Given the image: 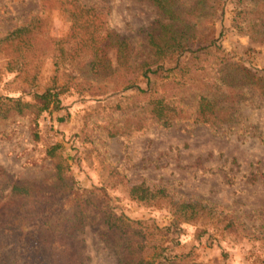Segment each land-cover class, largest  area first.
<instances>
[{
  "label": "rangeland",
  "instance_id": "obj_1",
  "mask_svg": "<svg viewBox=\"0 0 264 264\" xmlns=\"http://www.w3.org/2000/svg\"><path fill=\"white\" fill-rule=\"evenodd\" d=\"M181 1L187 5L192 2ZM235 1L225 0L222 15L217 13L213 24H202L200 29L208 27L216 37L222 28L220 49L259 77L255 70L264 69V19L260 40L250 41L238 34L230 27ZM254 1L246 0L247 6L252 7ZM78 2L97 10L119 39L139 51L160 20L147 0ZM34 15L45 20L50 36L68 34L69 23L59 11H41L37 0H0V37ZM69 46L77 47L75 40L70 39ZM98 57L115 63L116 53L105 46ZM5 59L0 54V96L30 101V95L25 94L28 78L7 71ZM38 63L32 89L36 93L53 75L49 58L41 57ZM57 77L59 82L63 79L60 74ZM71 77L68 90L59 96L58 110L42 113L34 124L27 116L0 120L1 216L8 204L7 182L50 187L54 181L52 163L59 157L80 188L103 189L115 210L129 219L150 220L159 227L169 222L163 206L129 198L127 189L141 182L164 189L174 199L202 203L215 210L212 216H199L180 225L177 253L191 251L194 261L201 264H264V99L244 92L227 105L228 122L217 127L177 122L162 128L144 120L137 130L128 120L147 110L145 95L126 91L94 96L89 94L94 90L81 83L87 76L71 73ZM140 87L144 88L143 84ZM196 95L182 102L190 105ZM51 148L54 158L47 155ZM228 219L232 226L227 225ZM100 232L99 216L87 211L82 231L71 241L55 240L30 251L55 264H71L73 255L77 256L75 264H116L120 240L112 236L104 241Z\"/></svg>",
  "mask_w": 264,
  "mask_h": 264
},
{
  "label": "trees",
  "instance_id": "obj_2",
  "mask_svg": "<svg viewBox=\"0 0 264 264\" xmlns=\"http://www.w3.org/2000/svg\"><path fill=\"white\" fill-rule=\"evenodd\" d=\"M147 1L160 20L139 51L119 39L94 8L78 0H37L41 11L56 10L63 15L69 23L68 34L62 38L50 36L45 20L34 15L0 37L6 70L28 78L25 94L31 98L25 101L20 96H0V120L27 116L34 124L42 113L58 110L59 96L68 90L71 73L87 76L81 78V83L94 90L90 95L126 91L145 95L147 110L128 120L137 130L144 120L162 128L177 122L217 127L228 122L227 105L235 103L244 92L264 99V69L255 70L257 77L226 55L218 44L222 28L216 37L208 27L202 30L204 33L200 29L202 24H213L217 13L222 15L225 0H192L188 5L181 0ZM262 19L264 0H255L252 7L246 0H236L230 27L250 41H258L263 36ZM70 39L77 47L69 46ZM105 46L115 50V63L108 57H98ZM41 57L50 59L53 75L36 93L32 89ZM59 74L63 77L60 82ZM191 94H197L194 103H183ZM53 150L49 149V158H54ZM61 161L58 157L52 163L54 181L50 187L7 182L8 204L4 216L0 215V264H55L45 262L38 254L34 256L30 250L55 240L71 241L75 233L82 231L87 211L99 216L102 240L109 241L112 236L120 240L116 264H201L194 261L191 251H175L180 225L194 222L199 216H212L215 210L202 203L174 199L164 189L141 182L127 189L129 198L163 206L169 222L159 227L150 220H132L115 210L103 189L80 188ZM226 221L232 226L229 219ZM76 259L73 255L70 263L75 264Z\"/></svg>",
  "mask_w": 264,
  "mask_h": 264
}]
</instances>
